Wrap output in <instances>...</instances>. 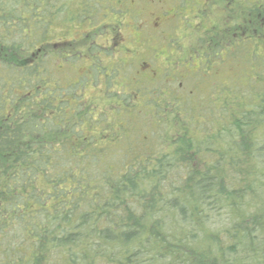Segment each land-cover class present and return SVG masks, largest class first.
<instances>
[{
	"label": "trees",
	"instance_id": "obj_1",
	"mask_svg": "<svg viewBox=\"0 0 264 264\" xmlns=\"http://www.w3.org/2000/svg\"><path fill=\"white\" fill-rule=\"evenodd\" d=\"M198 1L109 57L129 0H0V264H264V0Z\"/></svg>",
	"mask_w": 264,
	"mask_h": 264
},
{
	"label": "flooded vegetation",
	"instance_id": "obj_2",
	"mask_svg": "<svg viewBox=\"0 0 264 264\" xmlns=\"http://www.w3.org/2000/svg\"><path fill=\"white\" fill-rule=\"evenodd\" d=\"M155 6L156 8L159 7L157 9L158 14L152 15L154 16V18L152 19L151 24L143 23L141 19V9L139 11H136L133 8L131 12L127 14L128 16H121L119 20L113 21L112 24H108L104 29V34H96L93 28L89 36H61L59 39H109L108 43L110 46L120 49L125 48L126 46L124 44H126L127 42L130 43V45L134 46L136 39H168V41H171L173 39H196L190 38V35L193 34L194 28H197L195 24H193L191 31L187 32V34L185 35H179L172 30L177 21H179V23L183 22L181 21L182 18L174 5L168 4L163 0L155 4ZM166 6H168V8ZM189 13L190 15L186 12L184 14L187 22L191 20L190 16L194 15V13L190 12V10ZM126 20H128V23L126 22ZM121 28H125L123 29L124 31H122ZM164 33H167L168 35L165 36ZM176 34L179 36H177ZM176 42L177 41L174 40L173 44ZM166 50L167 47L164 48V52H166ZM169 54L173 55L174 53L171 52Z\"/></svg>",
	"mask_w": 264,
	"mask_h": 264
},
{
	"label": "rangeland",
	"instance_id": "obj_3",
	"mask_svg": "<svg viewBox=\"0 0 264 264\" xmlns=\"http://www.w3.org/2000/svg\"><path fill=\"white\" fill-rule=\"evenodd\" d=\"M126 1L128 2V0H126ZM161 1H163V0H161ZM164 1L167 3L169 0H164ZM150 2H151V0H129V3H128L129 5H131V8H134V10H136V11H139L141 9V11H142V15H141L142 18L141 19H142V22L145 23V24H147V23L151 24L152 23V19L154 18V16H152V15H157L158 14L157 9L159 7L156 8L155 5H148V4H150ZM204 2H205V0H201V1H198L197 3L203 4ZM154 4H155V2H154ZM166 7L168 8V6H166ZM188 8H189V6H188ZM185 12L190 15L189 10L186 9ZM126 22L128 23V20H126ZM192 26H193V24L191 22L188 25H184L183 22L179 23V21H177L175 23V26L172 28V30L175 33H178L179 35H183V34L185 35V34H187V32L191 31ZM121 29H122V31H124L123 29H125V28H121ZM99 33L100 32H98V34ZM101 34H104L103 28H102V33ZM164 35L167 36L168 34L164 33ZM179 35H177V36H179ZM108 41H109V39H93V41L91 39H88V44L89 43L90 44H93V43L97 44V46L100 47V49L104 50L105 53H107V52L109 53V57L118 56L119 55L117 53L118 51H119L120 54L122 53L121 51L124 48L123 49H120V48H117V47H116L117 49L113 48V47L111 48V46L109 47V45H108ZM135 41L136 42L134 43V46H135V49H136V53L139 54L138 56H140V55H142L144 53H145L144 55H147L146 54L148 52L147 49H149L151 51V49H155V47H160L158 45L156 39H136ZM124 45L127 48L130 47V43H128V42L126 44H124ZM165 47L166 46L163 45L162 47H160V49L164 50ZM82 50H83V48H82ZM106 56H108V55H105V57ZM122 56H125V55L122 54ZM83 69H84V67H80L79 66V68H76L75 70L73 68H71V70L70 69H65L64 73L68 77L72 76L71 78L75 80L76 78L74 76L78 75V74H81V72H83Z\"/></svg>",
	"mask_w": 264,
	"mask_h": 264
}]
</instances>
